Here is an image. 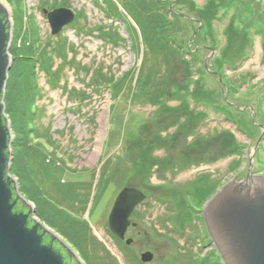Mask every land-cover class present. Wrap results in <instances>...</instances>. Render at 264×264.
I'll use <instances>...</instances> for the list:
<instances>
[{
  "label": "rangeland",
  "instance_id": "obj_1",
  "mask_svg": "<svg viewBox=\"0 0 264 264\" xmlns=\"http://www.w3.org/2000/svg\"><path fill=\"white\" fill-rule=\"evenodd\" d=\"M0 4L11 23L4 94L23 96L9 73L25 91L29 80L36 93L41 139L29 137L31 148L14 141L3 111L10 134L6 175L26 195L33 217L47 228L56 223L84 264H224L202 212L224 184L264 176V0ZM61 8L76 14L53 36L47 14ZM20 102L26 109L27 101ZM13 143L35 163L38 148L54 158L52 182L35 173L44 191L11 171L19 149ZM78 181L89 182L84 198L97 203L90 214L80 209L91 224L44 213L41 196L65 205L69 183ZM127 187L145 196L130 216L129 245L107 224L117 193ZM146 252L152 260L142 263Z\"/></svg>",
  "mask_w": 264,
  "mask_h": 264
},
{
  "label": "water",
  "instance_id": "obj_2",
  "mask_svg": "<svg viewBox=\"0 0 264 264\" xmlns=\"http://www.w3.org/2000/svg\"><path fill=\"white\" fill-rule=\"evenodd\" d=\"M74 16L73 11L65 8L49 12L47 20L51 35H57L71 24ZM10 26L8 14L0 4V264H65L61 254L50 245L43 244L42 234H39L40 223L33 221L29 227L28 214L13 212L15 203H12L10 183L4 180L9 158L5 150L10 134L6 117L7 127L2 124V115L4 86L10 68L7 52ZM7 177L16 189L14 180ZM144 198L141 191L128 187L115 197L107 224L119 240H124L130 226L129 218ZM202 215L224 264H264V176L254 175L240 182L224 184L205 203ZM45 231L51 233L46 228ZM131 242L126 240L125 244ZM152 257L150 252H146L141 255V262L149 263Z\"/></svg>",
  "mask_w": 264,
  "mask_h": 264
},
{
  "label": "trees",
  "instance_id": "obj_3",
  "mask_svg": "<svg viewBox=\"0 0 264 264\" xmlns=\"http://www.w3.org/2000/svg\"><path fill=\"white\" fill-rule=\"evenodd\" d=\"M7 1L9 2V0H7ZM114 10L116 11V16H118L117 15L119 13L118 9H114ZM14 62H17L15 60V58H14ZM45 72H47V71H45ZM22 73H24V71ZM9 74H8L9 83L15 84L17 87L19 85L22 87V83H23L22 79L18 78L16 81H13L14 76L11 77V74L10 75ZM27 84H28L27 88L29 87L28 90L25 91L24 87L19 88V91H22L21 95H23V96L21 98H18V99H17V96L14 93H12L10 91V88H9L8 91H10V92H8V95H6V93L3 95V103H4V112L7 111V115L10 117L11 130H12L11 132L14 134V141H16V143L24 141V143H23L24 146L26 145L29 148H31V144L29 143V137H32L33 139L36 137L35 136L36 130H35L34 123H35V119H36L37 109L35 106V102H36L35 95H36V93L34 91V87L32 88V86H34V85H32V83H30L29 80L27 81ZM16 86H14V87H15V91L17 93L18 91H17ZM8 87H9V84H8ZM17 95L19 96L20 94L17 93ZM10 99H12L11 100V102H12L11 108L6 105L7 102L10 101ZM20 101H27V107H26V109H24L25 111L22 109L23 107H22V103ZM4 117H6L5 113H4V116L2 115L3 119H4ZM2 124H3V126L7 127V123H6L5 119L2 121ZM39 139H41V137H36L35 141H38ZM37 143H36L37 146L41 145L39 142H37ZM13 146H14V150L16 148H19L18 152L16 153V156L14 155V153L12 155L13 158H12V163H11V171L13 170V173L16 172L18 174V176L21 175L24 180L33 183V185L36 189H37L36 177H35L36 172L42 174V171H43L44 176H47L48 181L52 182L51 176H53L52 173L54 174L53 166L55 165L54 160H52V159H54V158H51V156H48L41 149L38 148V150H34V153L38 154L37 158H35L37 163H35L32 160L33 159L32 154L28 155V152H24V149H21L15 143H13ZM9 150H10V148H9V143H8V148H7V150H5L6 157H8ZM55 160L61 161L62 157H60L58 159L56 158ZM7 163H6V165H7ZM57 166L59 167V165H57ZM7 178L8 177H7L6 172H5L4 173V180L7 183H10L9 188L12 192V203L13 202L15 203V205L13 207V212L14 213H22V210L19 206V201L17 199L18 193L15 189V185ZM42 197L43 196H41L40 199H42ZM38 201L42 204V206H43L42 209L44 210L45 214H48V212H49V213H52L54 215L55 214L58 215V217L60 216V218L62 220L65 219L62 216V214L60 213L56 204H53L52 202L44 204L42 200L41 201L38 200ZM190 209H191V206H190ZM32 225H33V223H31L29 225V227H32ZM49 225L51 227L54 226L53 222H50ZM58 230L60 231V229H58ZM49 243H50L49 240L44 239L43 244L49 245ZM64 255H66V257L68 256L67 253L66 254L64 253ZM70 261H73V260L70 259ZM70 261L68 260V262H69L68 264L72 263Z\"/></svg>",
  "mask_w": 264,
  "mask_h": 264
},
{
  "label": "flooded vegetation",
  "instance_id": "obj_4",
  "mask_svg": "<svg viewBox=\"0 0 264 264\" xmlns=\"http://www.w3.org/2000/svg\"><path fill=\"white\" fill-rule=\"evenodd\" d=\"M8 157L10 158V154H9ZM65 161L66 160L62 159L61 160V163L60 162H58V163H60L62 166L65 167L64 170L66 172L67 167L65 166ZM79 170L81 171L82 169H79ZM77 177H79V176H77ZM80 177H88V176L87 175H84V176H80ZM62 178H63V176H61L59 186H61L62 183H64L63 182L64 180ZM51 179H52V177H51ZM37 184L38 183H36L37 190L39 192H42V190H41V187L42 186L38 184L39 185V187H38ZM48 184L50 185V188L56 187V185H54L52 183H48ZM69 185H70V187H68V188H70L71 191L68 193L67 198H65L66 199L65 205H62V203L59 200L58 201H55L54 199H50L46 195H43V197H42L41 200L43 201L44 204H47L49 202H52L53 204H56L57 207H58V209H59V211H60V213L65 218L63 220H66L67 222L78 223L80 225L82 224V222H87L88 225L91 224L89 220H86L84 218V213H85L84 211L88 209L87 211H89V214H90L91 213V210L93 211V210L96 209L97 203L95 202L96 205H95V203H92V205H91V203H87L86 202V199L84 198L85 195H87L88 192H89V182H87V181L86 182L85 181H83V182L82 181H78V182H75V183L70 182ZM59 188H61V187H59ZM64 189H67V187H64ZM43 191H44V188H43ZM71 192H72V196L75 197V199H74L75 203H73L72 196L70 195ZM78 196H80V198L79 199H76ZM19 197L20 198L18 199V201H19V206H20V208L22 210V213L23 214H25V213L28 214V226L31 223H33V221H37V222L40 223V225H38V226H39V234H42V242L44 241V239L49 240V242H50L49 245L52 247L53 250H55L56 252H58L59 254L62 255L63 261H64L65 264H68L69 263L68 260L70 261V259L73 260V261H70V262H72L71 264H84V262L78 256V252L74 249V247L71 246V245L69 246L68 241L65 240L64 238H62V237H65V235H63L62 237L60 236V234L58 232L59 230H58L57 224L54 223V226H52L50 228H47L42 222L36 220L33 217L34 210H31L32 207L28 203V201L26 199V195L25 194H22V195H19ZM82 207H85L84 208L85 210H83V212L81 211L82 213H80V209ZM93 207H94V209H93ZM137 208L138 207H136L134 209L135 210V211H133L134 213L136 212ZM51 216L54 217V214L51 213ZM129 220H130V218H129ZM45 228L48 229L51 233L46 232L45 231ZM51 228H53V229H51ZM91 231H93V225H91ZM91 235H93V236L96 237V235H94V232ZM208 238H209V242H211L212 240H211V237H210V234L209 233H208ZM67 239H69L68 236H67ZM88 240L91 241V240H94V239L90 238V236H89V239ZM124 241H125V239H124ZM209 242L207 243V245L210 246V247H212V245L209 244ZM94 247H96L95 246V243H92V242L87 243V249L88 250L90 249V252H91V250L94 251ZM214 247H215V244H214ZM83 248H84V250L86 249V247H79L80 250L79 249L78 250L80 252H82L83 251L82 250ZM64 253L65 254L67 253L68 256L66 257V255H64Z\"/></svg>",
  "mask_w": 264,
  "mask_h": 264
}]
</instances>
